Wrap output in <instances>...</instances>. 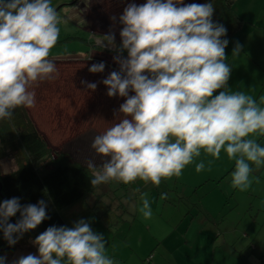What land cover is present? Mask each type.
<instances>
[{
	"label": "clouds",
	"instance_id": "9594fccd",
	"mask_svg": "<svg viewBox=\"0 0 264 264\" xmlns=\"http://www.w3.org/2000/svg\"><path fill=\"white\" fill-rule=\"evenodd\" d=\"M213 13L211 2L129 3L119 16V47L111 32L97 39L99 48L116 52L113 60L119 66L102 81L106 95L126 99L119 106L118 122L91 144L102 158L99 166L87 161L92 186L137 179L159 186L162 179L180 176L202 150L216 159L223 150L235 161L232 186L240 191L250 187L252 166L264 165V146L256 139L264 137V97L258 103L228 88L229 41L222 39L227 29L213 22ZM60 23L51 0H0V120L11 119L16 108L34 107L36 92L30 89L58 75L49 55L59 39ZM240 47L233 48V56L239 55ZM104 69L100 62L88 71ZM81 84L91 91L97 88L96 83ZM204 167L200 162L196 171ZM141 199L140 211L145 219L151 218L146 194ZM46 208L44 200L21 205L13 197L0 202L3 238L15 245L49 218ZM18 212L20 219L9 223ZM33 243L38 254L22 256L13 264H115L106 254L103 235L84 219L72 227L50 226ZM5 261L0 256V264Z\"/></svg>",
	"mask_w": 264,
	"mask_h": 264
},
{
	"label": "rangeland",
	"instance_id": "374dc122",
	"mask_svg": "<svg viewBox=\"0 0 264 264\" xmlns=\"http://www.w3.org/2000/svg\"><path fill=\"white\" fill-rule=\"evenodd\" d=\"M189 1L183 0V3H193V0ZM129 3L141 5L146 0H51L61 19L59 39L49 55L56 64L58 75L30 89L36 92V104L32 108H22L52 153L65 150L86 166L89 160L100 165L102 158L91 144L95 136L118 122V109L126 98L106 95L107 87L102 81L112 71H118L119 66L113 60L116 52L99 48L96 41L111 32L119 47V33L123 27L119 16ZM196 3L199 4V0ZM231 8L240 16L241 26L228 39L225 48V62L232 69L227 86L260 103L264 95V0H233ZM237 44L241 46L240 53L233 56ZM122 56L126 57L127 52ZM100 62L105 64L103 72L88 71L92 64ZM82 80L96 83L95 91L88 90L81 84ZM133 94L130 91L129 95ZM217 94L219 92L214 93ZM256 139L264 146V137ZM17 153L10 149L5 154L0 151V174L16 166L14 157ZM200 162L205 167L197 172L196 164ZM252 167L251 185L246 191H240L231 183L235 161L223 150L219 159L202 150L180 176L162 179L159 186L139 179L130 184L111 181L108 186L103 184L97 188L96 191L103 186L109 189L102 191L105 195L99 196L96 202L89 204L96 193L89 194V203L78 200L65 207L61 214L68 227L84 219L94 232L102 234L106 254L115 264H213V251L203 249L200 244V237L209 233L212 239H220L222 235L230 238L231 249H227L233 256L229 264H248V261L261 264L264 258L248 245L250 241L256 244L254 237L259 239L257 234L262 233V220L258 219L257 225L253 226L255 231H260L251 232L252 236L246 239L242 235L248 225L252 227L247 223V217L252 213L250 206L258 204L250 189L258 182L255 175L259 168ZM144 194L152 211L148 219L140 211ZM0 202H3L1 197ZM33 242L32 238L23 235L9 250H2L0 256L6 257L5 264H13L22 256L37 255V246ZM221 245L219 240L213 243L216 250ZM229 251L225 252L231 255ZM252 254L255 257L248 260ZM149 255L152 258L147 262ZM236 256L241 260H235ZM217 262L218 258L214 264Z\"/></svg>",
	"mask_w": 264,
	"mask_h": 264
},
{
	"label": "trees",
	"instance_id": "16d2710c",
	"mask_svg": "<svg viewBox=\"0 0 264 264\" xmlns=\"http://www.w3.org/2000/svg\"><path fill=\"white\" fill-rule=\"evenodd\" d=\"M209 2L214 6L212 20L227 29L226 36L222 39L228 40L241 26L240 16L231 8L233 0H199V4ZM7 149L18 153L14 157L16 166L0 174V189L5 200L18 197L21 205L36 204L44 200L47 205L49 218L36 229L23 234L34 241L50 226L68 227L61 214L65 207L78 200L89 203V194L96 193L93 195L94 200L89 203L92 204L99 196L105 195L102 191L109 189L104 188L108 186L104 184V189L101 187L96 191L99 186L91 185V172L87 166L78 158L72 157L68 151L57 150L52 153L22 107L13 111L11 119L0 120V151L5 154ZM19 219L18 212L9 218V223H16ZM6 245L7 241L0 231V252L12 247L9 245L4 248ZM151 258L149 255L147 262Z\"/></svg>",
	"mask_w": 264,
	"mask_h": 264
},
{
	"label": "crops",
	"instance_id": "0c3cea01",
	"mask_svg": "<svg viewBox=\"0 0 264 264\" xmlns=\"http://www.w3.org/2000/svg\"><path fill=\"white\" fill-rule=\"evenodd\" d=\"M192 2V0L189 1V3ZM198 2V0H193V3ZM219 92V90H217V93ZM264 97V95H263ZM255 178L258 179V182L256 183V185H252L251 193H252V197L258 201V204L256 206H250V211L252 213L249 214V216L247 217V223L251 224L252 227H250V225H248L247 227V231L243 232L242 235H244L245 239L248 237H251V232H255L257 233L258 231H260V229H257L256 231L254 230L253 226L257 225L258 219L262 220L263 223V229H262V233L259 235L257 234V236H260L258 240H256V237H254V241L256 242V244H253V242H249V249H251L253 252H256L258 250V254L259 256L264 258V165H262L258 171L257 174L255 175ZM256 180V179H255ZM255 180L253 181V184L255 182ZM74 209V208H73ZM222 225V222H221ZM250 233V236H249ZM211 234L209 233L206 236H201L200 237V244L201 247L203 249L206 248H211V250L213 251V256H212V263L214 264V261H216V259L218 258V262L217 264L221 263V264H229V261H232V252L229 251L230 245L232 242L230 241V238H225L223 235L221 236L220 239L214 238L212 239ZM221 241L223 243V245H221L219 250H216L213 246L214 241ZM158 250H162V247H157ZM231 249V248H230ZM228 250L231 255L229 253H226L225 251ZM255 257L253 254L249 255V257L247 258L248 260L250 258ZM148 258V257H147ZM146 258V259H147ZM235 260H241V258L239 256L235 257ZM252 261V260H251ZM239 262V261H237ZM248 264H255L254 262H247ZM261 264H264V260Z\"/></svg>",
	"mask_w": 264,
	"mask_h": 264
},
{
	"label": "water",
	"instance_id": "95a60500",
	"mask_svg": "<svg viewBox=\"0 0 264 264\" xmlns=\"http://www.w3.org/2000/svg\"><path fill=\"white\" fill-rule=\"evenodd\" d=\"M0 196L1 198L5 201V198L3 197V195L1 194V189H0ZM9 244L7 243V245L5 246V248H8Z\"/></svg>",
	"mask_w": 264,
	"mask_h": 264
},
{
	"label": "bare ground",
	"instance_id": "6f19581e",
	"mask_svg": "<svg viewBox=\"0 0 264 264\" xmlns=\"http://www.w3.org/2000/svg\"><path fill=\"white\" fill-rule=\"evenodd\" d=\"M91 13V12H90Z\"/></svg>",
	"mask_w": 264,
	"mask_h": 264
}]
</instances>
